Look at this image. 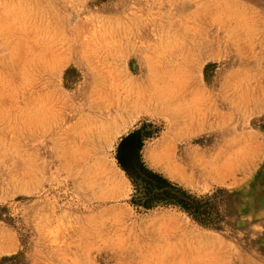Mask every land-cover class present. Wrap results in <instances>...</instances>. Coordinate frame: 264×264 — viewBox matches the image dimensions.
Here are the masks:
<instances>
[{
	"label": "rangeland",
	"instance_id": "rangeland-1",
	"mask_svg": "<svg viewBox=\"0 0 264 264\" xmlns=\"http://www.w3.org/2000/svg\"><path fill=\"white\" fill-rule=\"evenodd\" d=\"M142 168L209 217L143 205ZM0 264H264V0H0Z\"/></svg>",
	"mask_w": 264,
	"mask_h": 264
},
{
	"label": "bare ground",
	"instance_id": "bare-ground-1",
	"mask_svg": "<svg viewBox=\"0 0 264 264\" xmlns=\"http://www.w3.org/2000/svg\"><path fill=\"white\" fill-rule=\"evenodd\" d=\"M169 81H171V80H169ZM177 84L178 83H176V86H177ZM171 86L175 87V86H173V83ZM152 89H153V87H152ZM151 92H153V91H151ZM166 94H167V92H166ZM156 97L157 96L151 97V96L145 95L144 93H141L138 95L121 96V98H119V100L116 102H113V98H112L113 107L116 109V111H114V112L116 113V115L118 114V116H122V115L127 114V113H130V114L131 113H139L140 111H143V110L148 109V108H153L154 106H156L157 100H158V98H157V100L155 99ZM164 98H166V96ZM164 98H163V100H164ZM110 105H111V103H110ZM111 118H113V116ZM108 119H110V118H108ZM188 154H189L188 158H190V159L188 160V162H186V164H187L188 170L190 171V175L192 173L201 179H207V177L209 176V172H210L209 165L207 164L208 163L207 159L206 158L203 159L201 157H198V153L193 151V150L186 152L185 155H188ZM222 167H223V164H222ZM149 222H152V223H149V224H151V226H150L151 229L153 226L151 236L153 237V239L160 241L164 246L171 248V247H174L175 245H178L179 243H181L183 241H186L185 240L186 236H187L186 232L183 229H180L177 226H175V224L173 225V222H171L172 225H167L164 223V221L159 220L157 217L150 219ZM144 226L145 225L143 223V224H141L140 228L143 229ZM143 230H145V228Z\"/></svg>",
	"mask_w": 264,
	"mask_h": 264
},
{
	"label": "trees",
	"instance_id": "trees-1",
	"mask_svg": "<svg viewBox=\"0 0 264 264\" xmlns=\"http://www.w3.org/2000/svg\"><path fill=\"white\" fill-rule=\"evenodd\" d=\"M142 131L141 128L138 130H135L131 133H129L127 136H125L123 138V142L128 141V140H132L134 142L140 141L141 137H142ZM146 135V134H145ZM123 142H121L118 146V155H122V144ZM137 151L140 147V144H137ZM128 165V164H126ZM140 165H143L140 163ZM139 165V166H140ZM122 168L129 174V176L132 178L133 183L136 184L138 180L137 177L134 179L132 177V172H134V169L132 170L131 168L125 166L124 164L122 165ZM141 173H143L146 177L144 178L145 180H147V182H149L151 179L156 180L158 182V187L161 190H157V191H153L152 195L149 196L147 193V190L149 189L147 187V189H144V193L142 192V185H140L141 187L139 188V195L137 196L139 199V202H142L143 205L145 206H149V202L151 203H163V204H175L179 207H181L183 210H185L186 212H188L193 219L195 220H199L202 221L203 219H207L209 217V215L207 214L205 209H201L202 205L201 201L203 199H196V203H194L193 201H189L188 199V195H185L184 192L181 190V188H177L173 183H171L170 181H168L166 178H164L163 176L152 172L151 170H148L147 168H142L141 169ZM138 184V183H137ZM140 184V183H139ZM149 191V190H148ZM212 196H203L202 198L205 199V202H208L206 199L207 198H211Z\"/></svg>",
	"mask_w": 264,
	"mask_h": 264
}]
</instances>
